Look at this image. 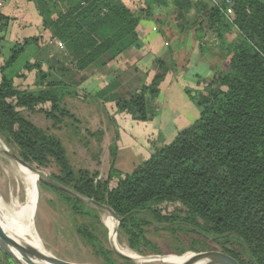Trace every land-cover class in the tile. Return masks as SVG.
I'll use <instances>...</instances> for the list:
<instances>
[{"label": "trees", "instance_id": "trees-1", "mask_svg": "<svg viewBox=\"0 0 264 264\" xmlns=\"http://www.w3.org/2000/svg\"><path fill=\"white\" fill-rule=\"evenodd\" d=\"M35 1L51 32L49 43L60 40L65 49L61 48L64 50L57 54L56 62L57 55L47 63L35 60L20 73L13 66L24 47L13 48L14 54L5 61L0 56V135L9 145L17 146L19 157L30 167L54 162L61 185L108 206L119 216L120 231L135 250L148 228L171 230L177 226L202 239L212 238L240 264H264V0H235L231 14L224 2L209 6L206 20L196 26L202 34L215 32L227 55L212 78L200 84V91H186L199 117L171 143L154 147L151 157L132 172L116 167V135L104 180L98 179V172L75 170L62 141L32 123L24 112L43 114L54 124L67 117L75 120L64 101L67 97L90 98L78 90L87 79L86 72L103 69L123 53L141 47L136 32L139 23L165 25L162 15L169 16L170 3L179 23L171 25L180 36L188 33L194 27L187 23L194 1ZM7 25L8 20L0 14V54ZM25 45H35L40 52L43 40L33 38ZM169 62L157 59L159 72L151 84H144L129 98L107 96L114 90L113 83L100 99L114 101L118 113L134 121L151 120L157 115L152 102L166 74L176 66ZM34 71L35 85L15 83ZM60 194L70 200L74 214L90 212L82 201ZM78 232L85 242H97L87 229L81 227ZM1 259L0 264H5Z\"/></svg>", "mask_w": 264, "mask_h": 264}, {"label": "crops", "instance_id": "crops-1", "mask_svg": "<svg viewBox=\"0 0 264 264\" xmlns=\"http://www.w3.org/2000/svg\"><path fill=\"white\" fill-rule=\"evenodd\" d=\"M193 1L194 7L187 14V23L190 27H194L188 33L180 36L171 25L179 23L173 13L174 7L170 3L169 16L162 15L163 18H166L165 25L161 26L154 21L139 23L136 32L142 43L141 47H134L123 53L103 69L86 72L87 79L78 87V90L82 94L84 93L86 98L90 95V98L83 99L86 100V103L76 107L81 111V115L82 111H86L85 113L90 116L88 122L97 125L99 122L103 123L101 119L106 120L104 123L106 124L105 134L107 137L109 134L108 125L114 126V137L119 136L116 167L122 172H132L140 163L151 157L154 147L169 144L182 129L197 120L199 110L187 96L186 91H200V84L212 78L214 72L220 68V63L226 60V49L219 44L216 33L206 30L202 34L196 26L201 20H206L209 6L219 4L223 0ZM201 3L204 4V8L200 5ZM37 7L35 0H7L0 11V14L8 20L7 28L2 33V42L11 47H24L26 49L24 53H27L30 47L26 46L25 42L41 37L43 47L40 52L43 53L41 56L45 61L50 59L54 53H58V50L55 48L56 40L53 47L50 46L49 41L52 35L50 30L45 27L43 17ZM162 7L164 6L159 9ZM200 38L202 39L200 40ZM232 38L235 39L236 35ZM0 56H2V61L7 58L4 55V49ZM157 59L175 62L176 66L173 70L168 71L165 80L160 85L159 95L152 102L156 107L157 115L151 120L134 121L118 113L114 101L106 102L105 98L100 99L101 93L113 83L114 90L107 96L111 94V96L122 98H129L144 84H151L159 72L155 63ZM46 66L45 63L44 68ZM25 74L26 80L16 79L15 83L24 86L35 85L36 72H26ZM116 84L118 85L116 86ZM80 96L82 97V95ZM82 98L76 99L82 100ZM67 100L71 99L67 97L64 104L68 110H71L69 107L71 103ZM70 112L79 116L75 112ZM124 164L128 165V170L123 169Z\"/></svg>", "mask_w": 264, "mask_h": 264}, {"label": "rangeland", "instance_id": "rangeland-1", "mask_svg": "<svg viewBox=\"0 0 264 264\" xmlns=\"http://www.w3.org/2000/svg\"><path fill=\"white\" fill-rule=\"evenodd\" d=\"M15 47L17 49L19 46L11 47L9 44H3L4 55L8 59L14 54L13 48ZM55 48L58 53H54L50 59H46L44 62L47 63L55 55L63 51L58 44L55 45ZM41 55L43 53L38 52L35 45H33L27 53H22L19 56L13 69L20 73L27 63L33 64L35 60L43 61L44 58ZM58 56L60 55H57L53 62L57 61ZM69 98L71 99L67 100V102L71 103L69 104L71 109L69 111L79 114V116H76L77 120L67 117L59 124H54L53 121L47 119L43 114L24 112V116L36 126L55 135L62 141L75 170L84 169L93 174L98 172V179L104 180L108 176L112 162L111 146L115 139L114 126L112 124L108 125L109 134L107 137L105 134L106 124L104 123L106 120L101 119L103 123L101 124L98 121V125L88 122L90 116L85 113L86 111H82L83 114L81 115L79 108H76L78 105L86 103V100ZM0 143L8 147L11 155L19 156L20 152L17 146L9 145L2 135H0ZM122 158H120V161H122ZM20 167L12 156L0 150V196L8 207H11L14 202H21L22 204L26 199L25 187L21 182L20 176H18L19 172H22ZM31 167L46 180L73 191L71 187L63 186L57 181L56 177L59 176V168L54 162L46 167H39L37 164L31 165ZM123 169L128 170V165L125 166L124 164ZM87 206L91 209L88 214H74L70 200L62 196L58 190L45 187L38 182L35 228L44 249L47 250L46 252L60 260L73 264H108L110 262L115 264H135L134 261H125L114 252L110 231L103 221L106 212L92 205ZM81 227L95 235L97 242H85L78 232ZM174 227L171 230L154 226L148 228L144 234V239L138 244V249L136 250L130 246L128 237L121 233L119 227L117 243L120 246H128L138 256L145 258H155L156 256L183 257L198 252L222 250L212 238L205 240L197 234L189 232L187 228ZM0 252L2 251L0 250ZM0 258H2L1 262H5V264H13L8 259L5 260L2 253H0Z\"/></svg>", "mask_w": 264, "mask_h": 264}, {"label": "bare ground", "instance_id": "bare-ground-1", "mask_svg": "<svg viewBox=\"0 0 264 264\" xmlns=\"http://www.w3.org/2000/svg\"><path fill=\"white\" fill-rule=\"evenodd\" d=\"M0 150L9 152L8 147H6L2 143H0ZM20 168L22 172H19L18 176H20L21 182L25 187V202L22 204L21 202H14L13 204L11 203V207H8L7 205H5L2 197L0 196V218L4 228L15 239L42 251H47L44 249L43 243L35 228L36 209L38 203V182L40 175L23 166H21ZM16 199L14 200L16 201ZM103 221L110 231L113 248L120 253L133 258L135 264H180L181 262H184L185 260L193 256V254H190L183 257H163L160 259L138 256L136 253L130 250L128 246H120L117 243V234L119 228L118 221L114 219L109 212H106L103 217ZM31 262L34 264H44L37 261Z\"/></svg>", "mask_w": 264, "mask_h": 264}, {"label": "water", "instance_id": "water-1", "mask_svg": "<svg viewBox=\"0 0 264 264\" xmlns=\"http://www.w3.org/2000/svg\"><path fill=\"white\" fill-rule=\"evenodd\" d=\"M5 154L12 156L13 159L20 166H23L31 171H34L33 168L30 167L26 162H24L18 155L15 154L11 155L7 151H5ZM39 183L46 185L50 188H53L55 190H58L62 193H66L69 196H72L82 201L86 205L89 206L92 205L100 210L109 212L113 216V218L118 221V226H120L122 220L108 206L99 204L94 200L82 197L74 191H70L58 184L46 180L41 175L39 178ZM0 250L16 264H34L31 261H37L44 264H73L60 260L46 251H42L33 246H29L28 244H24L18 241L13 236H11L10 233L4 228L1 218H0ZM114 252L123 259L134 261L133 258L126 256L115 249ZM155 258L160 259L163 257L156 256ZM180 264H240V263L235 258L222 251H206V252L193 253V256L191 258L185 260L184 262H181Z\"/></svg>", "mask_w": 264, "mask_h": 264}, {"label": "built area", "instance_id": "built-area-1", "mask_svg": "<svg viewBox=\"0 0 264 264\" xmlns=\"http://www.w3.org/2000/svg\"><path fill=\"white\" fill-rule=\"evenodd\" d=\"M7 0H0V10L5 6V3H6ZM235 0H223L224 3H226L229 8L227 10V13L228 14H231L232 13V5L234 3ZM56 44H58V46L60 48H64V44L60 41H55Z\"/></svg>", "mask_w": 264, "mask_h": 264}]
</instances>
